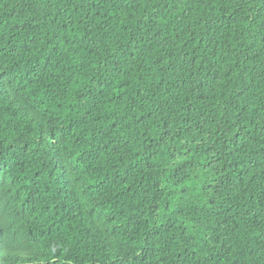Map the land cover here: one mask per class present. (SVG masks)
<instances>
[{
	"label": "trees",
	"instance_id": "obj_1",
	"mask_svg": "<svg viewBox=\"0 0 264 264\" xmlns=\"http://www.w3.org/2000/svg\"><path fill=\"white\" fill-rule=\"evenodd\" d=\"M0 264H264V0H0Z\"/></svg>",
	"mask_w": 264,
	"mask_h": 264
}]
</instances>
